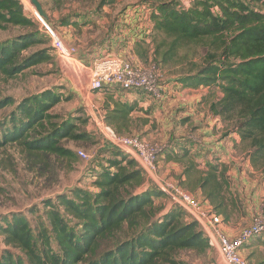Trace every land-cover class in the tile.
<instances>
[{
	"label": "trees",
	"instance_id": "1",
	"mask_svg": "<svg viewBox=\"0 0 264 264\" xmlns=\"http://www.w3.org/2000/svg\"><path fill=\"white\" fill-rule=\"evenodd\" d=\"M152 1L149 34L136 35L133 43L139 62L155 63L160 69L184 67L176 82L186 88H208L210 97L219 92L208 103L210 114L237 134L250 165L264 175V0H190L187 7L176 0ZM114 2L100 0L98 7ZM60 25L80 24L61 19ZM9 26L29 30L0 41V75L14 78L50 60L43 46L30 52L46 41L20 0H0V30ZM193 46L203 50L199 61L182 52ZM62 100L52 89L18 102L11 96L0 98V111L12 108L0 119V148L21 146L41 170L50 157L75 161L76 152L65 144L94 143L84 129L90 120L53 113ZM112 103L113 107L108 103L104 107V123L119 134L127 130L134 106ZM191 157L194 154L184 147L168 158L184 165L185 179L178 186L200 189L212 211L227 221L237 205L227 167L214 160L200 171ZM145 182L134 159L109 150L87 188L77 186L69 195L42 202L43 218L36 227L21 212L0 218L4 244L0 264H178L175 255L181 251L204 254L210 249L198 222L177 206L161 213L154 199L166 195L154 185L140 191ZM262 246V255L253 264H264V242Z\"/></svg>",
	"mask_w": 264,
	"mask_h": 264
},
{
	"label": "rangeland",
	"instance_id": "2",
	"mask_svg": "<svg viewBox=\"0 0 264 264\" xmlns=\"http://www.w3.org/2000/svg\"><path fill=\"white\" fill-rule=\"evenodd\" d=\"M23 1L24 13L35 21V29L39 36L46 41L45 45L30 48V52L43 46L48 49L50 60L44 64L31 67L14 78H6L0 75V98L11 96L18 102L22 98L30 97L46 89H52L59 92L64 98L54 107L52 112L64 118L70 115L86 116L81 100L85 91V83L88 80L87 75L81 71L79 73V67L76 68L77 63L74 69L62 63L55 53L51 41L43 33L39 19L46 20L65 44L74 46L77 49V57L89 66L95 58L103 55H119L118 52H128L132 39L137 38L136 35L148 36V17L138 15L134 9L135 6H140L148 11L149 7L153 8L155 5L152 0H115L111 5L107 4L99 8L100 0H39L45 13L43 18L38 17V13L30 0ZM176 1L187 7L190 0ZM139 17L143 23H139ZM61 19L77 22L80 25L63 26L60 25ZM28 30L29 28L9 26L0 30V41L11 39ZM183 51H187L189 59L193 61H199L203 54V50L198 46L189 47ZM127 55L124 54L125 57H128ZM183 69L186 68L176 65L162 66L160 69L162 86L163 82L169 83L173 89V83L176 82L175 79ZM197 92V94H205L207 90L201 89ZM185 95H188L186 105L185 98H170L172 111L168 109L164 111V114L161 113L164 127L162 128V124L159 123V133L166 136L170 142L173 138L184 136L194 145L198 144V140L203 138V134L207 132L209 136L216 138L209 145L217 146L218 141L221 140V135L226 131V125L222 123V127H217V122L211 118L207 111L206 103L191 104L193 91H189ZM211 95V97L210 93L207 95L206 101L218 98L220 93L215 91ZM93 101L97 102L95 99ZM10 110L12 108L8 107L0 111V119L6 116ZM84 129L89 132L94 143L67 142L65 145L74 151L80 149L85 151L90 156L89 161L79 157L75 161L57 160L50 157L46 160L47 167L41 170L42 165L34 166L32 157L28 156L21 146L10 144L0 148V218L13 212H21L29 219L32 228H34L43 218L44 206L42 202L44 200H54L58 194L69 195L71 188L77 186L87 188L90 185L91 176L105 164L110 142L98 131L92 121L88 122ZM190 137L196 138L197 141H193ZM156 143L163 145L158 156L156 171V175L160 176L159 162L162 153H165L168 146L166 147L167 144L159 141ZM231 143L232 141L228 139L224 144L229 145ZM239 148L242 150V145ZM233 156L230 155V157ZM255 171L256 173L252 175L246 174L248 177L246 183L254 184V186L245 190L244 185L241 192H238L240 195L236 197V207L231 209L229 225L233 227L250 222L257 213H264V175L259 170ZM190 193L198 198L192 191ZM166 197L161 195L155 198L156 206H161V208L168 204L171 206L168 203V197ZM262 242H264V236L252 239L243 248L242 255L248 264H253L262 255ZM3 247L4 244L0 237V250ZM175 257L179 262L178 264H223L218 258L217 251L211 248L204 254L181 251Z\"/></svg>",
	"mask_w": 264,
	"mask_h": 264
},
{
	"label": "built area",
	"instance_id": "3",
	"mask_svg": "<svg viewBox=\"0 0 264 264\" xmlns=\"http://www.w3.org/2000/svg\"><path fill=\"white\" fill-rule=\"evenodd\" d=\"M20 1L24 5V1ZM134 11L140 16H149V10L145 11L143 7L135 6ZM38 17L42 16L38 14ZM138 19L141 23V18ZM39 20L43 33L51 41L62 63L73 69L77 63L76 68L79 67V73L84 72L87 75L85 92L119 87L122 90L143 93L155 100L161 99L163 93L160 83L161 74L160 68L155 63L144 65L128 57L107 54L95 58L91 65H85L77 57V49L74 46L65 44L46 20L42 18ZM87 100L89 120L113 147L134 159L144 172L146 182L140 191H145L149 185L156 186L168 197L171 207H179L192 220L198 222L208 239L210 248L217 251L218 258L223 264H248L242 255V250L252 239L264 236V213L253 216L251 221L241 227L233 237L226 235L220 227L223 222L222 216L216 215L209 204L199 200L188 190L180 188L176 182L163 181L157 177L158 156L163 145L150 142L139 135L117 134L111 127L105 125L103 116L96 111L89 96ZM75 152L79 158L89 161L90 156L85 151L80 149Z\"/></svg>",
	"mask_w": 264,
	"mask_h": 264
},
{
	"label": "crops",
	"instance_id": "4",
	"mask_svg": "<svg viewBox=\"0 0 264 264\" xmlns=\"http://www.w3.org/2000/svg\"><path fill=\"white\" fill-rule=\"evenodd\" d=\"M134 39H132V43H130V47H128V52L122 51L118 52L121 57H125V55L128 56V58L138 60V57L135 54L133 43ZM123 53V54H121ZM139 61V60H138ZM176 80V79H175ZM169 83L163 82V93L160 100H155L151 98L148 95H145L143 93L137 92V91H127L122 90L119 87H111L105 90L101 91H89L86 90L82 94V104L84 108V112L86 116H88V100L87 97L89 96L91 103L93 104L94 108H96V111L100 114V116H103L104 121V114H105V105L108 103L111 107H113L112 100H118L120 102H125L128 104H132L134 106L133 111L130 113L128 117L127 124V130H124L122 133H119V135H139L140 137L150 141V142H162L167 145V149L165 150V153L163 152L161 155V160L159 162V174L157 177L162 180H168L173 182H179L181 180L185 179V175L183 173L184 165L180 162H177L175 160L168 159L169 156L177 154L178 152L182 151V148L186 147L190 150L191 153L194 154L195 157H191L195 160L197 164V168L202 171L205 169V166L207 163L210 162H222L227 167V175L230 180V190L233 194V196L236 198L238 195H240L243 186L245 185V190L249 187H253L254 184L246 183V177L248 174L252 175L256 173L255 169L250 165L248 156H247V150H240L239 146V138L236 133H229L227 128L225 127L226 131L221 135L222 137L219 138L221 140L218 141V145L211 146L209 143L213 141V139H216L214 136H209L207 132L203 134V138L198 140V144H191V141L186 137H177L173 138L170 142V140L166 139V136L159 133V123L163 125V115L164 111L171 110L172 106L170 104V98L176 97V98H185V105L188 103V95H185L189 91H193L194 95L192 96L193 100H191V104H207V111L210 114L208 110V103L210 101H206V97H208L209 90L208 88H186L183 87L180 83L175 82L173 83L174 88L171 89L169 86ZM176 85V86H175ZM205 89L207 92L204 94H197L199 90ZM196 92V93H195ZM109 97V99H108ZM95 99L94 102L93 100ZM205 104V105H206ZM183 105V104H181ZM184 106V105H183ZM190 106V104H188ZM172 111V110H171ZM211 115V114H210ZM211 118L217 122V127H222V121L213 115H211ZM172 118H170L171 120ZM173 120V119H172ZM193 141H197L196 138L190 137ZM194 138V139H193ZM228 139L232 141L231 144H224ZM215 141V140H214ZM210 146V147H209ZM111 149H116L110 144ZM234 155L233 157H230V155ZM236 156V157H235ZM240 156V157H239ZM247 174V175H246ZM191 192V191H190ZM198 199L204 201V196L202 195V192L200 189H196L192 191ZM164 196V195H163ZM167 198V197H166ZM168 199V198H167ZM237 200V199H236ZM207 203L206 201H204ZM169 203V199H168ZM171 206L168 204L164 208H162L161 213H165L170 209ZM231 218V215L229 219ZM229 219L223 220L222 224L220 225L223 233H225L228 236L233 237L238 230L243 227L244 225H247L248 223H245L244 225L238 224L237 226H231L229 225ZM226 223V224H225Z\"/></svg>",
	"mask_w": 264,
	"mask_h": 264
},
{
	"label": "water",
	"instance_id": "5",
	"mask_svg": "<svg viewBox=\"0 0 264 264\" xmlns=\"http://www.w3.org/2000/svg\"><path fill=\"white\" fill-rule=\"evenodd\" d=\"M31 3L34 5L38 14L42 17H45V13L43 12L42 6L38 0H30Z\"/></svg>",
	"mask_w": 264,
	"mask_h": 264
}]
</instances>
